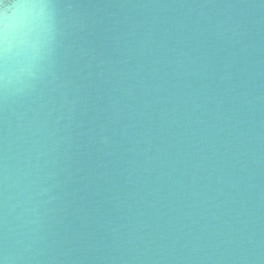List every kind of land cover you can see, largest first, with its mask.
<instances>
[{"label": "water", "instance_id": "95a60500", "mask_svg": "<svg viewBox=\"0 0 264 264\" xmlns=\"http://www.w3.org/2000/svg\"><path fill=\"white\" fill-rule=\"evenodd\" d=\"M0 264H264V0H0Z\"/></svg>", "mask_w": 264, "mask_h": 264}]
</instances>
